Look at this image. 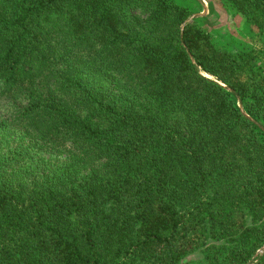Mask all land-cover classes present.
Here are the masks:
<instances>
[{
    "label": "trees",
    "instance_id": "1",
    "mask_svg": "<svg viewBox=\"0 0 264 264\" xmlns=\"http://www.w3.org/2000/svg\"><path fill=\"white\" fill-rule=\"evenodd\" d=\"M192 15L0 0V264H181L202 229L200 264L261 263L264 72Z\"/></svg>",
    "mask_w": 264,
    "mask_h": 264
},
{
    "label": "rangeland",
    "instance_id": "2",
    "mask_svg": "<svg viewBox=\"0 0 264 264\" xmlns=\"http://www.w3.org/2000/svg\"><path fill=\"white\" fill-rule=\"evenodd\" d=\"M177 2L192 10L193 15L188 22L196 23L207 30L221 50L234 54L249 53L245 56L247 69L252 68V72H255L259 71V67L264 72V31L251 24L246 16L235 13L232 8L226 6L224 0H177ZM48 157L49 153L44 159L48 160ZM53 157L55 160L44 163H55L57 156ZM200 233L196 250L181 264H200L207 247L227 244V241L225 242L223 238L217 239L209 230L202 229ZM258 256L261 258L260 264L264 263V245L257 251L254 259Z\"/></svg>",
    "mask_w": 264,
    "mask_h": 264
}]
</instances>
